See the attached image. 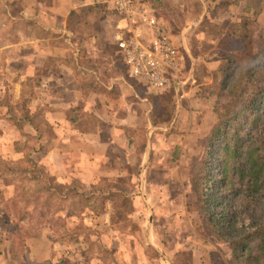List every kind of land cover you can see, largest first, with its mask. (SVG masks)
I'll return each mask as SVG.
<instances>
[{"label": "rangeland", "instance_id": "374dc122", "mask_svg": "<svg viewBox=\"0 0 264 264\" xmlns=\"http://www.w3.org/2000/svg\"><path fill=\"white\" fill-rule=\"evenodd\" d=\"M225 1L231 4H209L214 8L210 11V17L204 16L201 19L199 17L203 6L200 0H144L157 17L169 26L175 45L185 56L187 71L182 75V80L188 82L180 90L172 85L160 91L150 83L137 79L146 82L151 89L163 92L154 98L156 115L160 120L167 115L170 119L172 114H181L179 111L186 113L184 119L187 120L192 111L196 118L194 122L199 126L196 130L192 128L190 138L184 145L179 170L185 175L182 180L176 179V197L162 204L163 208L159 206V210L152 216V219H156L154 234L160 235L163 240L170 239L169 243L166 240L167 246L175 245L174 250L184 251V254H178L177 264H189V252L200 236L202 241L206 238L203 244L209 246L202 247V250L208 252L210 264H216V261L224 263L225 260L227 264H232V239L229 235L218 234L217 228L210 223L206 210L208 205L212 209L211 214L217 219L225 213L229 217L233 216L237 224L249 227L256 220H259L258 223L264 222L263 199L246 204L239 198L234 200L236 196L228 192L220 194L215 184L220 179L219 166L224 141L217 140L213 132L227 113V104L231 101V97L225 99L219 96L229 52L219 48L211 38L223 24L215 15L228 12L236 22H243L244 17H247L256 34L260 31L258 29H264V11L256 20L252 10L247 14L243 8L244 0ZM198 21L200 25L195 29ZM72 27L78 31L77 36H74L76 48L85 43L84 39L90 33L96 37L97 49L100 50L98 59L94 61L83 58L85 69H95L104 82L126 74L128 68L116 45L109 51L105 41L102 42L105 44H101L100 39L97 40L95 28H91V25L89 28ZM83 29L90 33H85ZM256 39L258 37L255 36L246 42L249 44ZM65 46L68 50L72 49L63 41L62 48ZM66 54L65 60H71L72 52L67 51ZM246 60L244 57L239 59V64ZM88 73L84 71L81 74L83 82L88 80ZM34 85L36 82L27 85L24 97L13 107L15 111L7 115H13L11 121L14 122L13 118L21 120V115L27 112L46 139L40 141L26 136L17 141L16 151L12 152L13 149L10 151L7 144H11L13 137L10 136L14 133L7 128L2 132L5 152L0 156V264H42L43 259H49L50 264H141L151 260L154 251L145 242V227L142 226L146 214L143 210L136 211L134 218L130 219L128 214L131 212V202L126 200L122 207L118 203L121 209L114 212L120 220L115 218L113 224H104L107 196L103 193L116 188L117 184L101 180L90 187L86 180L80 178L58 180L54 177L55 168L41 164L36 158L38 154L34 153L40 148L52 147L55 133L43 120L42 107L36 98ZM144 91L148 92L146 87ZM187 92H190L187 99L191 107L185 99ZM9 105V97L0 101V107H4L2 109H9ZM239 117L233 118V127H237ZM182 133L186 134L187 131ZM16 134H19L18 138L21 137L18 130ZM159 155L166 156L161 152ZM117 187L128 190L129 184ZM184 190L188 192L187 199L183 196ZM92 192L95 194L90 196ZM213 196H216L215 204L209 202L206 205L203 198L211 200ZM116 199L114 197L113 202H117ZM182 238L184 240L181 243Z\"/></svg>", "mask_w": 264, "mask_h": 264}, {"label": "crops", "instance_id": "0c3cea01", "mask_svg": "<svg viewBox=\"0 0 264 264\" xmlns=\"http://www.w3.org/2000/svg\"><path fill=\"white\" fill-rule=\"evenodd\" d=\"M200 1L203 6L201 19L210 17L214 8L209 4L226 2ZM113 11L110 0H0V101L10 98L9 109L0 107V156L5 152L2 135L5 128L14 133L10 136L13 137L11 144H7L12 152L16 151L17 141L26 136L40 141L45 138L25 110L21 120L13 118L14 122L11 121L13 115H7L24 97L27 85L36 82L33 88L42 107L43 120L55 133L52 147L40 148L34 153L38 154L39 162L55 168L53 175L58 180L80 178L90 187L101 180L129 184L128 190L116 189L115 185L116 188L103 193L107 196L104 224H113L115 218L119 221L114 214L121 209L118 203L122 207L126 200L130 201V219L139 210L146 214L142 226L145 227V242L154 251V257L141 264H177L178 254L184 251L174 250L175 245L167 246L166 240L169 243L170 239L163 240L154 234L156 219L152 216L159 206L163 208L162 204L176 197V179L182 180L185 175L179 170L184 145L192 128L196 130L199 126L194 122L192 111L187 120L184 111L160 120L154 98L163 92L151 89L146 82L133 77L127 68L126 74L106 82L95 69H85L82 59L97 61L100 50L96 37L84 29L90 34L85 37V43L76 48L74 36L78 31L72 26L89 28L91 25L96 34L100 33L101 22L111 25ZM215 16L222 22L233 19L228 12ZM198 25L199 21L195 29ZM63 41L72 49L62 48ZM106 44L109 51L116 45L110 41ZM67 51L73 54L69 61L65 60ZM84 71L89 72L85 82L81 78ZM185 94L191 107L187 99L190 92ZM157 151L166 156H160ZM185 191L183 196L187 199ZM93 194L95 192L90 196ZM114 197L117 202H113ZM182 240L184 238L181 243ZM203 241L206 242V238ZM203 241L200 236L189 252V264H210L208 252L202 250L209 246ZM216 262L227 264L226 260ZM41 263L50 264V261L43 259Z\"/></svg>", "mask_w": 264, "mask_h": 264}, {"label": "trees", "instance_id": "16d2710c", "mask_svg": "<svg viewBox=\"0 0 264 264\" xmlns=\"http://www.w3.org/2000/svg\"><path fill=\"white\" fill-rule=\"evenodd\" d=\"M245 1H249L247 14L252 10L257 20L264 11V0ZM230 4L226 2L224 6ZM112 17L110 26L104 21L98 26L100 33L96 35L101 44L104 40L105 43H115L113 36L119 15L113 11ZM246 18L243 22L233 19L223 21L219 31L211 36L219 48L229 52L219 96L225 99L231 97L227 113L213 132L217 140L224 141L219 166L220 179L214 182L220 194L228 192L236 196L234 200L239 198L241 202L251 204L259 199L264 200V29H258L260 31L256 34ZM255 36L258 39L249 42L250 46L246 41ZM243 57L247 60L239 64V59ZM236 116H240L238 125L233 127V118ZM212 198H203L206 205L209 202L215 204L216 196ZM209 206L206 210L210 223L217 228L218 234L229 235L232 239V264H264V222L258 223L259 220H256L249 227L237 224L233 216L230 218L225 213L217 219L211 214Z\"/></svg>", "mask_w": 264, "mask_h": 264}, {"label": "built area", "instance_id": "2783aa9c", "mask_svg": "<svg viewBox=\"0 0 264 264\" xmlns=\"http://www.w3.org/2000/svg\"><path fill=\"white\" fill-rule=\"evenodd\" d=\"M119 15L115 43L130 74L160 91L182 89L186 59L175 45L169 26L142 0H110Z\"/></svg>", "mask_w": 264, "mask_h": 264}]
</instances>
